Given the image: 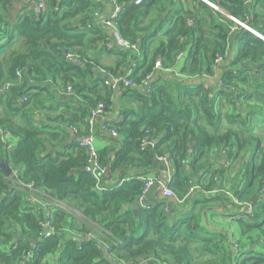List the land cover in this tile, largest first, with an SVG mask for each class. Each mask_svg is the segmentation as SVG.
<instances>
[{
	"label": "trees",
	"instance_id": "1",
	"mask_svg": "<svg viewBox=\"0 0 264 264\" xmlns=\"http://www.w3.org/2000/svg\"><path fill=\"white\" fill-rule=\"evenodd\" d=\"M24 1L0 0V166L6 161L11 171L0 168V264H264V85L253 69L264 79V41L199 0L195 10L176 0H118L117 32L137 47L124 50L102 20L111 0H68L57 10L49 0L46 14L32 2L16 7ZM209 1L264 35L262 16L248 7L257 0ZM112 54L109 66L102 56ZM157 61L172 73L147 95L141 84ZM128 68L138 87H118L134 106L102 122L117 137L96 130L109 145L98 151L105 173L94 175L90 154L69 142L65 126L86 136L91 109L114 105L105 76ZM204 76L225 90L199 81ZM54 92L64 111L45 126ZM71 96L80 103L69 104ZM165 155L174 197L159 192L156 203L135 210L144 178L160 174L155 160ZM29 184L37 201L61 205L50 209L49 237L43 210L22 187Z\"/></svg>",
	"mask_w": 264,
	"mask_h": 264
},
{
	"label": "built area",
	"instance_id": "2",
	"mask_svg": "<svg viewBox=\"0 0 264 264\" xmlns=\"http://www.w3.org/2000/svg\"><path fill=\"white\" fill-rule=\"evenodd\" d=\"M54 1L56 3V6L54 8H56V10H57V7L61 3H65L68 0H54ZM111 1L115 3L114 10L107 12L102 17V20H103V23L105 24V26L107 27V29L109 30V32L111 33V35H113V38L115 41L114 46L118 49L133 50V51L137 50L136 45H132L131 43L123 40L119 36L117 29H116V23H117V19L119 18L120 14L123 10V6L118 3V0H111ZM199 1L205 3L212 10L219 12V13H222L225 17L230 19L232 22H234L241 29H244L245 31H247L248 33L253 35L254 37L264 41V35L263 34H261L260 32H258L255 29H252L247 24L238 21L237 19L233 18L232 16H229L219 6L213 4L209 0H199ZM30 2H32L36 11L39 14H46L49 11V4H50L49 0H27V1H24L25 5H26V3H30ZM136 4L137 5L142 4V0H136ZM28 6H30V5H28ZM22 13H24V11ZM188 24L190 26H192L193 21L189 20ZM181 59H182V57L179 56L178 60H181ZM66 60L68 62L75 64V65H78V66L82 65L81 61L79 60V57L77 55H75L74 53L67 52ZM215 62L217 64V69L219 71L220 69L218 68V65L223 62V58H221V57L217 58ZM171 73H172V71L170 69L168 70V69H165L163 67V64L161 61H157L154 65L153 70H151L150 73H148L146 75V77L144 78V80L141 84L142 91L145 94L149 95L150 93L153 92L154 85H155L157 79L161 76H166V75H169ZM17 76H18L17 85H19L22 81V78H23L22 72L18 71ZM107 76H109V75H107ZM131 77H132V71H130L127 75H119L117 77L109 76V79H107L106 83L109 84L110 86L114 87V88L118 87L120 84H124L127 87L137 88L138 85L136 84L135 81H133L131 79ZM204 77L208 78V76H204ZM210 78H212L216 82V86L220 89L221 92L225 90L224 84L222 83V81L217 80L218 78L216 79V77H210ZM12 87H13L12 83L6 84L4 90L5 91L9 90ZM69 93H70V95H72V89L70 87L67 89V94H69ZM105 115H106V110H105V106L102 103L98 104L95 108L91 109L89 117L87 119L88 133L86 136L81 137L82 142L79 143V146L82 149H84L88 154H90V158H91L90 163L91 164H90V167L87 169V171L94 173V175H96V173H98L99 175H102L105 173V169L97 164V149H96V135H95L97 122L100 121V119L103 118ZM102 130L103 131H109L110 135H112L113 137H117V133L114 130L109 129V127H107V126L103 125ZM72 131L76 135V129H72ZM144 146L153 147L154 143L147 138L144 141ZM225 153L228 154V152H225ZM158 160L164 162L167 166H170V162L168 160L167 155L159 157ZM98 180H99V177H98ZM144 181H145V188L142 192V195L140 196V198L138 200V203H140L141 205H144L145 197L149 194V192L154 187H157L158 191L166 199H172L174 197V194L172 193L170 188L167 187V183L169 181H171L169 174H167V175L166 174H163V175L160 174L157 176H150L148 178H144ZM22 187L31 193L30 197H28V202L30 204H33V205L34 204L38 205V207L41 208L44 212V228H45L44 233H43L44 237L51 236V234L54 233V230L49 227V224L47 222V218L50 215L51 207L52 206H61L60 203L57 201H55L52 205L41 203L40 201H37V198L34 195V193H36V190H35V187L33 184H29V185L22 186ZM99 189L101 190V188H99ZM227 195H228V197H230L235 202H239L231 194L227 193ZM239 205H245V208L249 209L251 211V205L242 204V203H239ZM77 215H79V213H77ZM21 264H23V263H21Z\"/></svg>",
	"mask_w": 264,
	"mask_h": 264
},
{
	"label": "crops",
	"instance_id": "3",
	"mask_svg": "<svg viewBox=\"0 0 264 264\" xmlns=\"http://www.w3.org/2000/svg\"><path fill=\"white\" fill-rule=\"evenodd\" d=\"M176 1H181V3L184 5L185 7V10H195V8H199L198 5H194V2L193 0H176ZM263 1L264 0H257V1H253L252 3L249 2L248 4L250 6H248L249 8H253V10L255 11V13L257 15H261L262 18L259 19L260 22H264V7H263ZM25 4V3H24ZM260 27H264V23H260L259 24ZM116 56L117 55H105V56H102V58L104 59V62L109 65V66H112L115 65V62L117 61L116 60ZM254 69V72L256 73V75L258 76V84L261 86V85H264V79L262 78V70L260 71V69L258 68V66L255 65V67L253 68ZM131 71V68H128V69H125L124 71H121L120 70V74L121 75H127L129 72ZM122 72V73H121ZM124 72V74H123ZM107 81V80H106ZM201 82H204L205 84H207L209 87L212 86L213 84H215V81L210 78V76L208 78L206 77H201V79L199 80ZM210 84V85H209ZM110 90L113 92L114 94V97H113V100H114V105L112 106V108L106 113V115L100 120L98 121V129H101V131L103 132L104 135H107L109 134V131H103L102 130V122L105 121V122H113L115 120H118L120 117L122 118L121 115V111L123 110V108L125 107H133L134 106V103H133V98L131 100V102H129L124 96H123V93L121 92V89L119 87H113V88H110ZM54 96L56 97V100H53L51 102H49L50 104H48L47 106H50L52 107V111L48 112L46 115H43L44 118H43V125L45 126H50V125H54L55 122H51L48 120V118L50 119H57L59 117V112H63L64 111V108L61 107L60 105L57 104V101L61 100L62 98L60 96H58L55 92H54ZM61 98V99H60ZM64 100V99H62ZM80 100L78 98H74L73 96H71L67 102L71 105H77L79 104ZM60 108H63V109H60ZM120 118V119H121ZM65 129L68 131L71 129V127H66L65 126ZM69 133V132H68ZM74 134V133H73ZM104 135H101L99 134L97 137H96V149H97V164L99 166L102 167V165L100 164V161L98 160V151L108 147V142L107 140L104 138ZM69 136L71 138V134L69 133ZM110 136V134H109ZM112 136V135H111ZM3 134L2 132H0V141H3ZM10 141H12L11 143V147H17L18 145V141L15 140V139H11ZM221 163H225V159L222 160ZM155 166L157 167L158 171H160V174L163 175V174H169V177L172 179V175L174 174V170L173 168L170 166H167L164 162L156 159L155 160ZM106 170V169H105ZM159 174V175H160ZM119 180V176L117 175V173L113 174V179L110 181V183H116V181ZM108 180H105L103 181V184L104 185H108ZM109 183V184H110ZM159 194V191H158V188L157 187H154L150 192L149 194L145 197L144 199V203L145 202H148L149 205L147 206H151L153 205L154 203H156V199H157V196ZM131 207V206H130ZM129 208V207H127ZM218 211V210H216ZM210 215V214H209ZM211 216H217V215H211ZM225 223L228 225V226H232V222L230 219H228L227 221H225ZM19 238V237H18ZM28 241H32L31 238H28Z\"/></svg>",
	"mask_w": 264,
	"mask_h": 264
},
{
	"label": "water",
	"instance_id": "4",
	"mask_svg": "<svg viewBox=\"0 0 264 264\" xmlns=\"http://www.w3.org/2000/svg\"><path fill=\"white\" fill-rule=\"evenodd\" d=\"M105 79H109V76H105ZM68 132L72 135L70 138L69 142H77L78 144L82 142V138L76 136L75 134H73L72 129L68 130ZM0 168L2 169V171L7 175L10 176L11 175V171L6 163V161H3ZM144 205H149L148 202H145ZM142 205L140 203H137L136 206H134V209L137 210V208H140ZM137 212V211H136ZM19 236L17 235L16 238H18ZM25 239H27L26 236H23Z\"/></svg>",
	"mask_w": 264,
	"mask_h": 264
},
{
	"label": "rangeland",
	"instance_id": "5",
	"mask_svg": "<svg viewBox=\"0 0 264 264\" xmlns=\"http://www.w3.org/2000/svg\"><path fill=\"white\" fill-rule=\"evenodd\" d=\"M24 6H25L24 2L16 5L17 8H22ZM224 112H225L226 115H228L229 114V109L224 110Z\"/></svg>",
	"mask_w": 264,
	"mask_h": 264
}]
</instances>
